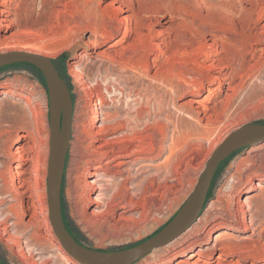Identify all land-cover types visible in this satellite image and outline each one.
<instances>
[{"label":"bare ground","instance_id":"6f19581e","mask_svg":"<svg viewBox=\"0 0 264 264\" xmlns=\"http://www.w3.org/2000/svg\"><path fill=\"white\" fill-rule=\"evenodd\" d=\"M41 1L44 4L49 0ZM25 4L24 0H0V25L15 26L11 32L0 35V50L18 49L15 51L48 57L43 50L41 53L21 50L37 48L17 38L21 30L18 27L23 26L20 22L18 26L17 20ZM72 9L68 1L54 2L55 13ZM87 9L106 15L110 27L121 30V36L115 37L111 29L100 32L88 21L86 28L100 37V42L91 48V57L111 62L120 59L124 70L130 69L151 84L156 83L158 86L150 85L152 111L154 115L163 111L162 117L157 116L154 122L142 127L140 120L132 118L121 105L114 104L111 111V107L100 106L93 99L73 120L68 147L74 182L70 192L74 193L75 202L70 215L90 237L113 240L128 228L156 222L142 198L137 197L143 182L150 183L160 172L175 173L180 164L178 155L187 142L202 147L245 116L244 108L251 100L248 96L241 98L247 88L246 71L258 68L264 61V0H96L95 6L90 3L83 8L85 13L80 12L84 21L88 20ZM144 41L148 42L150 52L155 50L154 57L150 60L143 51L140 59L136 56L138 61L134 58L131 61L129 58L137 55L134 48ZM128 50L135 52L130 51L131 57L125 55L128 57L125 59ZM204 91L217 95L207 100L202 95ZM184 92L188 93L187 98L176 102ZM170 103L173 112L167 111ZM20 120L26 131L24 139L30 138L32 145L25 140L14 148L15 157L10 154L0 162V205L7 203L0 209V227L10 240H18L22 227L39 222L38 213H43V209L37 210L33 203L31 175L37 179L42 166L48 171L50 155V123L46 124L42 113L35 112L30 118L23 111ZM33 147L38 151L35 156L30 154ZM163 151L167 154L160 159ZM145 169L154 173L139 178ZM253 188L251 181L247 191ZM37 196L46 198L45 193ZM257 197H245L248 212L251 203L258 209L261 203ZM44 213L49 215L47 207ZM202 221L199 215L176 239L164 245L163 248L170 245L179 248L181 254L176 264H264V217L260 219L256 213L247 220L244 216L239 227L227 226L213 237L212 229L220 225L217 222L208 231L209 239L213 240L196 248L198 239L188 242L187 238L204 227ZM232 230L240 234L232 235L229 232ZM54 246L67 254L60 242ZM70 260L72 264H83L77 258Z\"/></svg>","mask_w":264,"mask_h":264},{"label":"rangeland","instance_id":"374dc122","mask_svg":"<svg viewBox=\"0 0 264 264\" xmlns=\"http://www.w3.org/2000/svg\"><path fill=\"white\" fill-rule=\"evenodd\" d=\"M60 1L71 3V9L74 6L72 9L73 13L70 10L61 14L53 12L54 2L59 3ZM90 3L95 6L96 0H49L44 4L41 0H24V8L20 10V21L17 20L18 26H20L18 22L23 25L18 27L21 29L17 35L18 40L37 46V48L21 50L35 53H41L43 50L42 53H46L50 57L58 73L69 87L72 99L70 141L73 135V120L81 114V110L85 106L90 105L93 99L97 102L99 101L98 104L103 107H111L114 104L121 105L122 109L128 110L132 118L140 120L142 127L154 122L155 119L159 118L157 116L162 117L163 114L162 111L159 113L160 115H154L152 111L154 103L150 87L158 86L156 83L151 84L150 81L138 76L130 69L124 70L121 67V62H119L120 59L111 62L91 57V48L100 42V37L92 33L90 28H86L88 21L96 25L100 32L111 29L115 37L121 36V30H114L110 27L111 22L107 20V16L100 13H92L93 9H87L86 12H89L88 20H82L81 14L83 13L80 12H84L83 8L90 5ZM47 24H50V27ZM13 29H15V26L8 28L0 25V35L7 33V31L11 32ZM258 29L259 27H257ZM131 36L132 34L123 38L124 41H127ZM249 40H252L251 37ZM154 41H157V39ZM147 46L148 42L146 41L139 43L134 48L137 55L134 53L135 56L131 57L130 55L135 51L130 50L131 54L128 50V54L126 53L124 56L130 53L128 57L131 58L129 59L138 61L140 59L139 56L144 51L151 60L154 57L155 50L150 52ZM15 50L18 49L3 48L0 53ZM136 56L139 57L138 60ZM128 57L125 56L124 58L128 59ZM246 72L249 73L247 88L241 94V98L248 96L251 100L248 107L244 108L246 111L245 116L239 122L230 126L229 129L223 130L224 132H222L220 137H214L212 141L204 143L202 147L198 146L199 148H197V145L187 142L181 148L180 155H178L180 164L175 173L166 174L160 172L158 176L150 179V183H148L149 181L143 182L142 188H145L144 190L142 188L138 190V199L142 198L145 206L150 209V213L153 216L152 220L156 221L154 224L152 223L153 225L145 223L128 228L124 231L125 233L119 234L121 236L113 240L109 238L94 239L87 232L81 231V227L70 215L75 200H73L74 193L70 192L74 182L71 173L69 146L64 165L60 205L62 220L70 236L89 248L112 251L135 246L158 233L186 201L203 172L207 160L216 147L232 132L244 125L264 124V61L258 68L247 70ZM130 90L132 91L130 92ZM92 95L94 96L91 98ZM202 95L207 100H212L217 93L204 91ZM187 96L188 93L184 92L182 97L180 96L176 99V102H183ZM118 98H120L119 101ZM171 105L170 103L167 111L173 112V109H171L173 105ZM113 109L114 107L110 108L111 111ZM23 111H26L30 118L35 112L42 113L47 122L46 124L49 126V99L45 80L40 71L28 63H15L4 66L0 68V162L5 160L10 154L15 157L14 148L17 145H23L26 142L25 140H29L30 145H32L30 138L24 139L26 131L22 128L20 120V114ZM138 114L139 117L137 116ZM86 120L87 115H84V121ZM262 141V144L259 141L234 149L226 158L220 161L211 182L205 207L200 214L204 227L194 234L195 236L192 235L187 238L188 242L192 238L198 239L195 245L196 248L201 243L209 242V228L217 222H220V225L212 229L211 234L213 237L217 231L223 230L227 226L232 228L239 227V222L244 216L247 220L252 214L256 213L260 219L264 217V206L261 205H264V140ZM216 142L218 144L214 146ZM166 143H169V141H166ZM37 152L35 147H33L30 154L35 156ZM166 154L167 151H163L158 157L162 159ZM42 159L44 160L43 156ZM47 173V167L42 166L37 179L34 178L33 174L31 175V183L34 188L31 192L33 203L37 210L41 211L43 209V213L44 209L48 208ZM152 173H154L153 170L145 169L139 178L148 177ZM168 175L169 179H167ZM251 181L254 183V188L252 191H247ZM41 193L46 194L45 199L41 197V200L39 199L37 195H41ZM247 195L254 198L258 196L259 201L257 200V202L261 203L258 205V209L254 207L256 204L251 203V210L249 212L246 210L248 201L245 197ZM6 204L0 205V209H3ZM242 210L245 211V214ZM43 213H38L39 222L20 229L21 232L17 235L19 237L18 240H10L0 227V262L2 264H72L71 256L55 248L54 245L59 241L49 221V215ZM145 226L150 229L147 230ZM229 232L235 236L240 234L239 231L232 230ZM213 237L211 240H213ZM163 247L150 251L132 264H176L181 254L178 251L179 248L176 245H170V249Z\"/></svg>","mask_w":264,"mask_h":264},{"label":"water","instance_id":"95a60500","mask_svg":"<svg viewBox=\"0 0 264 264\" xmlns=\"http://www.w3.org/2000/svg\"><path fill=\"white\" fill-rule=\"evenodd\" d=\"M15 63H28L35 66L45 80L51 131L47 173L49 221L67 254L81 260L83 264H132L150 251L174 240L194 223L203 211L214 173L220 161L234 149L264 140V124L244 125L232 132L212 152L186 201L158 233L140 244L125 249L95 250L74 240L62 220L60 197L72 116L69 87L58 73L53 61L46 56L25 51L0 53V68Z\"/></svg>","mask_w":264,"mask_h":264}]
</instances>
